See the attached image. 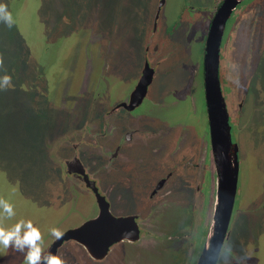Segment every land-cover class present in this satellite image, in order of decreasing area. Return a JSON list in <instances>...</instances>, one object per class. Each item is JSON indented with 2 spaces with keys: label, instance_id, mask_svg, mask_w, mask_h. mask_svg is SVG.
<instances>
[{
  "label": "rangeland",
  "instance_id": "1",
  "mask_svg": "<svg viewBox=\"0 0 264 264\" xmlns=\"http://www.w3.org/2000/svg\"><path fill=\"white\" fill-rule=\"evenodd\" d=\"M163 1L156 20L160 0H0L15 21L9 29L0 19V57L12 77V85L0 90V198L16 213L0 226L31 220L43 234L46 252L55 239L50 228L66 232L89 220L95 200L64 172L57 157L62 136L84 125L87 116L98 122L131 94L150 46V53L159 48V54L168 51L169 57L161 60L158 77L134 110L150 118L145 123L149 133L134 135L139 144L129 146V160L113 163L119 171L103 168L104 160L98 161L95 174L112 188V207L123 212L118 217L147 215L169 204L160 219L168 245L164 257L155 261L196 264L213 204L212 198L206 210L208 155L211 173L214 168L203 54L222 0ZM219 64L224 96L241 100L233 112L234 125L229 122L239 149L226 240L233 249L229 264H264V0H246L232 14ZM87 75L89 88L95 89L85 96L81 91ZM78 83L82 89L76 91ZM167 173H172L171 185L152 198L156 182ZM72 244H63L58 256L65 264H81ZM0 264H23V255L0 248Z\"/></svg>",
  "mask_w": 264,
  "mask_h": 264
},
{
  "label": "flooded vegetation",
  "instance_id": "2",
  "mask_svg": "<svg viewBox=\"0 0 264 264\" xmlns=\"http://www.w3.org/2000/svg\"><path fill=\"white\" fill-rule=\"evenodd\" d=\"M149 49L150 46L147 47L146 49V52L148 51L149 57L146 54L144 64L147 62L150 68L152 69V82H153L158 77L159 74L158 70L162 67L161 60L164 58H168L169 53L168 51H163V54L161 53L159 54V48H156L155 50H151L150 53ZM158 56H161L162 58L159 59ZM143 70H144V65L141 68L140 77L142 75ZM98 80H100V78ZM83 82H85L86 88L84 91L82 90L81 92H84L86 96L89 94L90 90L95 89V87L93 86L94 88L93 87L89 88L90 86L89 75H87L86 77L84 76L82 83ZM150 85L147 88V92ZM203 87H204V83H203ZM78 88L79 90L82 89L80 83L77 84L76 91H78ZM147 92L145 97L138 104L136 102L131 104L130 101L131 94L126 98L122 99L121 101L115 103L114 106L110 107L108 110L105 111V114L98 122L94 123L93 117L87 116L83 118L85 124L80 126L79 128V126L75 125L78 121V117H75L74 125L77 126L78 129L73 128L71 133L62 136V142H61L62 145H60L62 149V154L57 157L59 158L60 163L63 166L64 172L68 176H71L74 180H76L82 189L90 192L95 200L96 208L91 209L92 214L89 220L95 218L100 211L95 193L91 189V187H94V189L97 191V194L107 203L109 213L113 217L115 216H117L115 218L131 217L133 219V223L130 222L126 224L127 233H124L122 235L119 234L120 237L117 236L116 241L113 242L110 246H108L105 253L100 254V256L102 257L101 259L93 258L85 250V248L74 239L63 241L58 246L56 255H58L59 249L63 244L72 242L74 243L72 244L74 246L73 250H76L75 253L77 254L78 259L82 261L81 264H87L85 260L86 256L92 261L91 264H123V262H125L126 260H128V264H152V263L157 264L158 262L155 260H157L159 257H164L163 250L164 248L167 247L168 242L166 235L163 234V232H165V225L162 224V221H160V219L161 216L163 214L165 215L168 209H170L168 207L169 204L163 205V207L159 208V210L157 209L154 211L152 210L147 215L134 213V214H129V216L118 217V216H122L123 212L122 210H119L116 207H112V204L114 203L110 195V190L112 188L110 186H105V185L103 186L102 181L98 178L99 175L95 174V170L96 168H98L97 166L100 165L98 161L101 162L104 160L105 162L103 164V168H110L109 170H114L116 172L119 171L117 168L113 167V163L116 162V160L121 162H125L129 160V157L127 156L132 154V150L131 152H129V146H132L133 148L134 145L139 144L136 143L138 142V140H135L134 135L137 134L138 136V134L142 135L149 133L147 131L149 130L148 127H145L147 117L143 115H138L136 112H134V110L137 109L145 100L147 96ZM221 93L225 99L227 111L229 114V122L231 121L234 125L235 120L233 117V112H236L237 107L241 106L240 103L241 100L240 102L239 101L237 102L235 98L234 99L226 98L223 94L222 81H221ZM120 112L125 115L120 114ZM133 113H135L134 116H132ZM111 118H113L114 122L110 124L108 123V121ZM117 118H119V120H117ZM149 119L147 121H149ZM115 136L117 137L114 138ZM126 148L128 150V153H126ZM101 154L103 155L102 158H104L102 160L98 158V156ZM206 160L208 166L205 167V169L208 170L210 177L209 179H211V189L209 192L210 201L207 202L206 204V210H207L208 206L211 207L212 198L215 192V171L212 169V173H211V169L209 168L210 166L209 155L208 158H206ZM89 163L90 165L94 166L93 170L91 167H89ZM211 164L213 166L212 160H211ZM68 170H70V174H68ZM171 178H172V173H167L166 175L161 177L156 182V186L154 188L151 197L155 198L160 194V192H166L165 188L169 187L172 183L170 181L172 180ZM115 238L116 236H114L112 239ZM55 240L56 239H54L53 242ZM163 244H165V246L161 250H158V246ZM136 248L140 250V252L138 253L135 252L136 255H134L135 253L129 252L130 250L135 251Z\"/></svg>",
  "mask_w": 264,
  "mask_h": 264
},
{
  "label": "water",
  "instance_id": "3",
  "mask_svg": "<svg viewBox=\"0 0 264 264\" xmlns=\"http://www.w3.org/2000/svg\"><path fill=\"white\" fill-rule=\"evenodd\" d=\"M243 1L245 0H222L210 22L204 45V95L208 116L211 160L215 171V192L205 243L210 241L213 247L211 252L203 251L204 244L200 253H203V259L199 260L198 257L196 264H210L215 256L216 246L220 245L221 241L228 239V228L236 198L239 149L237 143L232 141L229 114L221 93L219 57L220 44L226 24L238 5ZM163 3V0L159 3L156 20ZM151 82L152 69L146 62L142 75L131 94V104L134 102L138 104L142 101ZM68 174H70V170H68ZM91 189L95 193L100 208L99 214L95 218L84 222L81 226L63 233V238L56 239L50 245L46 254L51 252L56 255L57 248L63 241L74 239L93 258L101 259L100 254L105 253L108 246L116 241L117 236L127 233L126 224L133 223V219L131 217H113L109 213L108 205L104 199L97 194L94 187H91ZM114 236L116 238L112 239Z\"/></svg>",
  "mask_w": 264,
  "mask_h": 264
},
{
  "label": "clouds",
  "instance_id": "4",
  "mask_svg": "<svg viewBox=\"0 0 264 264\" xmlns=\"http://www.w3.org/2000/svg\"><path fill=\"white\" fill-rule=\"evenodd\" d=\"M0 19H3L7 27L11 29L14 26V18L8 11L6 4L0 3ZM0 69L4 74L0 75V90H6L12 85V77L4 69L3 58L0 57ZM14 206L7 200L0 198V223L4 219L15 217ZM49 234L55 239L63 238V232L56 227L49 229ZM43 234L31 220L21 219L11 227L0 226V248L11 249L23 255V264H65V261L51 252H44ZM213 245L210 241L205 243L203 251L211 252ZM233 249L230 242L221 241L216 246L214 258L210 264H229L232 259ZM203 259V253L199 255V260Z\"/></svg>",
  "mask_w": 264,
  "mask_h": 264
}]
</instances>
